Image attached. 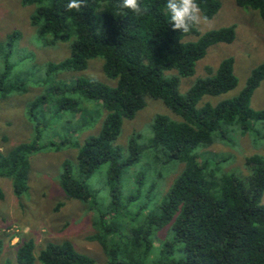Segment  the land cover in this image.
I'll use <instances>...</instances> for the list:
<instances>
[{"label": "trees", "instance_id": "obj_1", "mask_svg": "<svg viewBox=\"0 0 264 264\" xmlns=\"http://www.w3.org/2000/svg\"><path fill=\"white\" fill-rule=\"evenodd\" d=\"M234 1L239 8L257 11L264 23V0ZM197 2L207 20L220 9L218 0ZM22 3L34 7L30 23L39 41L46 43L50 36L71 39L69 56L58 63H48L49 74L82 72L90 60L102 58L105 77L116 82L109 87L91 78L77 79L73 86L69 85V93L85 98L78 100H61L60 87L51 88V92L59 94V107L74 105L71 111H76L77 101L86 100L102 108L97 136L85 139L80 146L66 139L77 148V166L73 169L68 162L62 164L60 186L66 196L91 204L94 209L92 225L96 233L91 239L101 245L106 264H264V156H246L244 173L236 169L227 173L210 168L203 154L217 141L230 143L231 137L239 132L245 134L254 123L264 121V112L250 107L251 97L264 79V64L251 71L236 97L215 105L209 101L201 106L199 103L205 96L217 97L236 87L232 58L222 60L212 76L196 80L185 95L177 92L179 78L194 74L195 64L210 46L233 42L234 28L202 35L195 26L188 33L174 31L165 9L166 0H140L144 9L141 15L120 9V0H83L79 12L66 9L68 0ZM17 36V31L11 33L12 39ZM189 37L195 40H187ZM171 71L177 75L167 74ZM3 81L1 77L0 85ZM1 92L0 87V95ZM7 93L8 89L1 96L7 97ZM146 97L160 100L177 117H154L151 157L160 161L158 165L171 162L182 164L183 169L166 190L159 192L154 212L140 219L137 198L131 197L120 183L123 173L138 159V135L133 134L128 141L130 158L125 161H119V152L113 145L122 121L134 118L145 107ZM44 105L45 97L29 104L27 114L33 117L37 130L42 126L41 119H34L35 111ZM66 140L60 144L67 145ZM38 149L36 141H31L0 151V177L11 181L17 197L27 189L28 155ZM105 164L108 168L103 200L107 205L101 210L97 193L85 182ZM240 173L247 177L238 178ZM163 177L162 173L158 175L154 184L157 189ZM131 182L144 186L146 178L142 174L140 178L132 176ZM128 213L138 218H129L130 223H135L132 227L121 223ZM162 230L166 231L164 239H157ZM34 248L33 240L20 241L14 262L7 260L4 264H34ZM1 249L0 243V254ZM36 260L40 264H94L91 257L77 252L69 242L46 244Z\"/></svg>", "mask_w": 264, "mask_h": 264}, {"label": "rangeland", "instance_id": "obj_2", "mask_svg": "<svg viewBox=\"0 0 264 264\" xmlns=\"http://www.w3.org/2000/svg\"><path fill=\"white\" fill-rule=\"evenodd\" d=\"M218 1L220 9L216 15L208 23L202 22L195 27L201 35L233 27L234 40L230 44L210 46L205 56L195 64L194 74L179 78L177 92L185 95L196 80L212 76L220 62L226 58L233 60V74L237 84L225 94L203 97L199 106L205 101L215 105L236 97L251 71L264 64V23L258 12L239 8L234 0ZM33 11L34 7L24 5L22 0H0V78L4 77L0 87L1 95L6 89L9 93L7 97L0 95V151L6 152L21 143L31 141H36L39 147L28 155L30 172L26 182L27 189L21 196L17 197L13 193L9 179L0 177V264L7 260L14 262L20 241L27 238L35 244L34 264H40L36 257L46 244L63 242H69L77 252L91 257L94 264H106L101 245L91 239L96 233L92 225L94 209H91V204H82L66 196L60 186L62 164L68 162L73 169L77 166V148L69 141L80 146L85 139L97 136L102 125V108L96 102L81 100L77 101V110L71 111L74 105L59 107L56 95L60 94L61 100L85 99L69 93V85L73 86L81 78H91L109 87L115 86L116 82L105 77L102 58L90 60L82 72L61 71L49 74L48 63H58L69 56L71 39L64 41L60 36H50L46 43L39 41L36 29L30 23ZM13 31L18 33L16 39L11 38ZM187 40L195 38L189 37ZM167 74L177 75L174 71ZM57 78L63 81L58 82ZM59 87V94L57 91L51 92V88ZM38 97H45L44 108L35 111L34 119H41L42 127L39 130L34 127L33 117L27 114L29 104ZM250 107L264 112V79L254 91ZM157 115L173 120L177 118L160 100L146 97L145 107L131 120L122 121L120 133L113 145L119 152V161H125L130 158L128 141L133 134L138 135V159L120 178V183L126 187L128 194L137 198L136 209L140 212L138 218L154 212L155 204L161 197L159 192L166 190L183 169L182 164L171 162L158 165L160 161L151 157V125ZM62 140H66L68 144H60ZM57 144H60L58 150L55 149ZM203 154L206 158L204 160L215 171L236 169L244 173L243 161L246 156H264V121L254 123L253 129L245 134L239 132L231 137L230 143L217 141ZM107 168L108 164L100 166L85 182L97 193V206L100 209L107 205L103 200ZM160 173L164 177L157 189L154 184ZM141 174L146 178V184L137 187L131 182V178H140ZM236 176L242 179L247 177L241 173ZM261 204L264 205V192ZM129 218L138 220L134 213H128L121 218V223L132 227L135 223H130ZM165 232H158L157 239H164ZM10 235L13 237L8 238Z\"/></svg>", "mask_w": 264, "mask_h": 264}, {"label": "clouds", "instance_id": "obj_3", "mask_svg": "<svg viewBox=\"0 0 264 264\" xmlns=\"http://www.w3.org/2000/svg\"><path fill=\"white\" fill-rule=\"evenodd\" d=\"M83 0H68L65 5L68 11L79 12ZM119 8L130 11L136 15L143 14L144 9L140 0H120ZM165 9L169 14L170 25L174 31L188 33L193 26L208 23L207 17L201 15V8L197 0H166Z\"/></svg>", "mask_w": 264, "mask_h": 264}]
</instances>
